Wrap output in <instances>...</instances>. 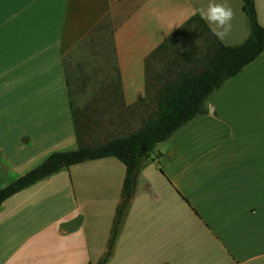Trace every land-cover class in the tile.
<instances>
[{"label": "crops", "instance_id": "0c3cea01", "mask_svg": "<svg viewBox=\"0 0 264 264\" xmlns=\"http://www.w3.org/2000/svg\"><path fill=\"white\" fill-rule=\"evenodd\" d=\"M209 2L0 0V179L77 145L65 54L105 16H122L112 34L119 110L150 113L147 56ZM227 3L235 16L220 41L237 44L248 19L242 0ZM254 3L264 26V0ZM205 108L141 159L106 264H264V50ZM124 175L115 156L88 159L10 195L0 206V264L95 263Z\"/></svg>", "mask_w": 264, "mask_h": 264}, {"label": "trees", "instance_id": "16d2710c", "mask_svg": "<svg viewBox=\"0 0 264 264\" xmlns=\"http://www.w3.org/2000/svg\"><path fill=\"white\" fill-rule=\"evenodd\" d=\"M242 9L247 15L249 34L240 43L221 42L212 34L205 21L193 13L149 53L145 64L147 72L150 70V59L173 46V36L192 24L197 26L201 44L193 46L184 54L173 56L162 70L155 72V107L136 129L103 141L87 143L81 138L78 115L72 110L77 147L51 151L39 163L7 183L0 184V206L10 195L63 167L88 159L117 157L125 166V175L108 247L95 263H86L106 264L112 253L119 224L133 194L141 159L149 154L156 143L167 139L186 122L206 113L207 97L264 50V26L257 20L254 0H242ZM101 25L102 22H99L93 28ZM70 102L72 106V100Z\"/></svg>", "mask_w": 264, "mask_h": 264}, {"label": "rangeland", "instance_id": "374dc122", "mask_svg": "<svg viewBox=\"0 0 264 264\" xmlns=\"http://www.w3.org/2000/svg\"><path fill=\"white\" fill-rule=\"evenodd\" d=\"M121 18V12L108 14L101 20V26L91 29L65 54L66 73L70 79L69 87L79 119L81 138L87 143H96L134 130L149 114L122 112L119 110L121 97L114 95L118 90V81L112 34ZM172 40V47L152 59L153 70H162L170 58L201 44V36L194 24L178 32ZM14 177L0 179V184ZM116 208L111 212L107 244ZM105 252H100L98 257Z\"/></svg>", "mask_w": 264, "mask_h": 264}, {"label": "clouds", "instance_id": "9594fccd", "mask_svg": "<svg viewBox=\"0 0 264 264\" xmlns=\"http://www.w3.org/2000/svg\"><path fill=\"white\" fill-rule=\"evenodd\" d=\"M196 14L209 25L212 34L219 40H224L232 30L235 13L227 0L219 3L210 0L206 8L196 9L194 15Z\"/></svg>", "mask_w": 264, "mask_h": 264}]
</instances>
